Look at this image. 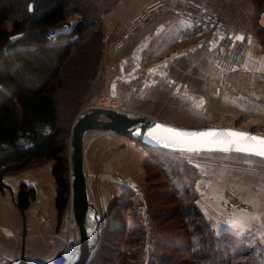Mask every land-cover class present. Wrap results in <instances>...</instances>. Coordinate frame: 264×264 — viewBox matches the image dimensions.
Masks as SVG:
<instances>
[{
	"label": "rangeland",
	"instance_id": "obj_1",
	"mask_svg": "<svg viewBox=\"0 0 264 264\" xmlns=\"http://www.w3.org/2000/svg\"><path fill=\"white\" fill-rule=\"evenodd\" d=\"M91 1L94 10L86 18L89 25L83 29L80 50L84 53L93 48L100 51L99 56L95 50L92 51L93 61H98L97 71L93 75L94 68L88 65L90 59L86 60V64L80 63V59L84 61L83 57L74 55L67 61L64 71L72 73L65 76L67 81L64 84L68 88L60 91L59 126L70 188L73 123L83 111L89 109V105L96 104L99 94L107 91L105 47L109 43L112 46L118 29L137 14L127 17L126 13L133 12L132 8L143 3V0ZM211 1L214 0H207ZM220 2L225 9L246 21L258 46L264 47V0ZM83 16L81 12L74 13L58 29L71 28ZM97 19H102V23ZM108 32L110 37L106 40ZM78 69L84 73L78 75ZM238 73L236 79L244 77L254 93L247 71L242 69ZM237 84L240 87L246 85L242 81ZM122 107L127 109L123 104ZM240 117L229 121L231 126L242 127ZM251 124L258 123L249 122L248 125ZM106 134L111 136L107 139ZM85 147L89 194L101 214L100 244L103 242L104 245L95 264H196L191 256L197 251L196 246L190 245L191 241H195L193 237L198 244L203 242L202 248L207 249L210 245L209 238L200 234L201 227L206 230V235H215L211 236L217 244L222 234L234 237L229 242L234 239L236 243L242 241L240 247L245 248V252L240 264H264V158L242 152L161 151L126 134L105 130L89 131ZM53 162V159H49L33 163L17 173L6 174L3 180L31 169L34 171L35 168L53 165ZM160 165L167 170L160 171ZM175 168L179 176H176ZM187 187H190L192 201L187 198L190 195ZM57 191L58 184L56 195ZM56 195L53 200L55 208ZM35 203L44 208L38 206L35 211L33 233H28L27 238L30 239L26 249L28 258L15 264L71 263L79 252L81 241L71 197L62 218L57 216L56 222L49 218L51 208L45 197L42 202L37 200ZM192 205L197 206L200 215ZM185 212L187 216L183 215ZM17 237L9 236L13 247ZM220 258L222 256L217 251H210L205 263L218 262Z\"/></svg>",
	"mask_w": 264,
	"mask_h": 264
},
{
	"label": "crops",
	"instance_id": "obj_2",
	"mask_svg": "<svg viewBox=\"0 0 264 264\" xmlns=\"http://www.w3.org/2000/svg\"><path fill=\"white\" fill-rule=\"evenodd\" d=\"M152 1L155 0H143L132 8L133 12L126 13L127 17ZM221 36L220 28L209 33L206 27L195 26L169 7L158 9L121 50L114 52L110 43L105 47V89L117 95L128 110L177 125H232L229 121L241 115L243 128L262 132L264 103L259 99L264 98V47L258 46L253 34L250 36L242 69L250 75L254 96L246 102L218 85L219 69L214 52ZM174 50L178 53L167 58ZM249 122L258 124L248 125ZM104 136L108 139L111 135ZM52 166L31 169L4 180L5 190H0V255L9 260L28 258L26 249L30 239L27 238L35 226L34 215L40 206L35 203L37 200L42 202L46 198L51 208L49 218L57 221L58 211L53 203L57 184ZM22 183L36 190L24 212L16 202ZM11 235L18 236L14 247L9 240Z\"/></svg>",
	"mask_w": 264,
	"mask_h": 264
},
{
	"label": "trees",
	"instance_id": "obj_3",
	"mask_svg": "<svg viewBox=\"0 0 264 264\" xmlns=\"http://www.w3.org/2000/svg\"><path fill=\"white\" fill-rule=\"evenodd\" d=\"M259 3L261 4L260 1ZM92 10L94 3L91 0H0V142L11 144L0 152V188L5 186L3 178L6 174L17 173L33 163L53 159L52 170L58 184L56 206L59 219L67 209L71 197L68 166L62 155L60 91L68 88L64 84L67 81L65 76L72 73L64 71L67 61L74 55L83 57L84 61L80 59V63L86 64V60L90 59L88 65L94 68L93 75L97 71L98 61H93L92 51L95 50L97 56L100 51L96 48L88 49L85 53L80 50L83 29L89 25L86 18L90 17ZM76 12L83 13V18L71 28L59 30ZM101 20L97 19L99 23H102ZM17 34L19 36L12 40V36ZM82 72V69H78L77 74ZM39 123L46 127L39 130ZM20 131H30L28 139L31 145L17 143ZM160 166V171L167 170L164 165ZM174 171L179 176L176 168ZM189 190L190 187H187L186 191L190 193L187 198L192 201ZM35 193L34 187L21 184L16 202L23 212L29 207ZM192 206L200 215L201 211L197 206ZM183 215L187 216L186 212ZM196 230L199 231V228ZM200 234L209 238L210 245L207 249L202 248L203 242L198 244L193 237L195 241H191L190 245L196 246L197 251L191 256L196 264H206L210 251H217L222 256L218 262L211 261L210 264H240L243 260L245 248L240 247L242 241L238 240L236 243L234 239L229 242L233 236L222 234L220 243L217 244L212 239L213 233L206 235L204 227H201ZM103 248L101 242L88 264H95L96 257Z\"/></svg>",
	"mask_w": 264,
	"mask_h": 264
},
{
	"label": "water",
	"instance_id": "obj_4",
	"mask_svg": "<svg viewBox=\"0 0 264 264\" xmlns=\"http://www.w3.org/2000/svg\"><path fill=\"white\" fill-rule=\"evenodd\" d=\"M19 35L12 36V40ZM146 116L133 115L122 110L104 109L92 107L83 111L73 123L71 140V201L76 221L80 230V249L69 264H88L98 248L101 235V214L90 199L88 187V175L85 165V141L91 130L114 131L126 134L151 147L162 148L170 151L184 152H211L220 150H207L202 148L198 151H186L169 148L157 139H153L149 132H153L158 138L167 137L169 134L162 129H156V125L162 128H174L183 132H214L228 130L231 132L244 133L251 137L264 138V132L253 129L231 126V125H209V126H181L156 118L145 121ZM245 144H253L257 149L260 145L253 141H244ZM198 147L197 145H191ZM224 152V151H221ZM228 152H238L230 150ZM246 153V152H242ZM264 158L254 153H246Z\"/></svg>",
	"mask_w": 264,
	"mask_h": 264
},
{
	"label": "built area",
	"instance_id": "obj_5",
	"mask_svg": "<svg viewBox=\"0 0 264 264\" xmlns=\"http://www.w3.org/2000/svg\"><path fill=\"white\" fill-rule=\"evenodd\" d=\"M167 7H169L174 14L182 15L190 19L195 26L206 27L209 33H212L216 28L221 29L222 36L220 44L214 52V58L217 61L219 69L218 85L222 89L232 92L234 96L242 97L246 102L252 101L254 95L249 87V83L244 81V77L236 79L237 73L238 71H242V65L246 59L251 32L246 21L233 11L225 9V7L221 5L220 0L211 2H201L197 0H155L147 4L145 10L129 18L124 25L118 29V36L115 37L112 42L113 50H121L128 44L131 37L143 27L145 22L151 18L156 10ZM109 37L110 32L105 35V39L108 40ZM200 42L202 43L203 39H201ZM175 53H178V50H174L166 57L170 58ZM240 81L245 82L246 85L240 87L237 84ZM259 100L264 103V98H260ZM93 106L105 107L113 110L119 109L127 111L130 114L143 115L146 116L145 121L152 118L145 114H139L123 108L120 98L109 91L99 94L96 104H91L88 108ZM45 127V124H37L39 130H43ZM29 134L30 131L26 133L20 131L17 137V143L26 146L31 145L28 139ZM10 145L11 144L8 142H0V152L9 148ZM4 258L6 259V257L0 255V260ZM5 264H15V262L7 259Z\"/></svg>",
	"mask_w": 264,
	"mask_h": 264
},
{
	"label": "snow or ice",
	"instance_id": "obj_6",
	"mask_svg": "<svg viewBox=\"0 0 264 264\" xmlns=\"http://www.w3.org/2000/svg\"><path fill=\"white\" fill-rule=\"evenodd\" d=\"M156 129H162L169 135L164 138H158L153 132H149V135L169 148L186 151H198L206 148L207 150H220L224 152L234 149L238 152L254 153L264 157V138L251 137L244 133L228 130L205 133L183 132L174 128H162L161 125H156ZM244 141L256 142L260 145V148L257 149L253 144H245ZM191 145H197L198 147H192Z\"/></svg>",
	"mask_w": 264,
	"mask_h": 264
},
{
	"label": "bare ground",
	"instance_id": "obj_7",
	"mask_svg": "<svg viewBox=\"0 0 264 264\" xmlns=\"http://www.w3.org/2000/svg\"><path fill=\"white\" fill-rule=\"evenodd\" d=\"M93 107H99V106H93ZM90 108H92V107H90ZM100 108L109 109V108H105V107H100ZM115 110H119V109H115ZM133 115H135V114H133ZM6 260L7 259H3L2 261H0V264H5Z\"/></svg>",
	"mask_w": 264,
	"mask_h": 264
}]
</instances>
